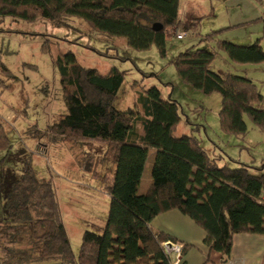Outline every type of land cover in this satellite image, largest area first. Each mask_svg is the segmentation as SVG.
<instances>
[{
	"label": "trees",
	"instance_id": "trees-1",
	"mask_svg": "<svg viewBox=\"0 0 264 264\" xmlns=\"http://www.w3.org/2000/svg\"><path fill=\"white\" fill-rule=\"evenodd\" d=\"M6 18L44 20L55 28H76L78 20L94 34L124 41L134 51L154 48L176 79L135 92L140 113L132 116L114 106L127 75L119 64L112 61L110 70L100 73L81 65L71 51L51 55L67 112L44 132L32 127L28 138L44 140L42 153L50 152L49 144L103 145L100 153L82 154L81 169L100 181L108 216L102 233L84 231L75 253L54 177H39L26 159L6 197L9 219L0 222L2 264H174L168 244L179 240L152 226L156 216L172 210L204 230L205 245L222 263L230 258L236 234L264 235V161L258 165L255 159L233 157L230 152L236 150L229 143L246 141L245 116L264 133V95L246 76L214 69L221 49L230 51L235 63L264 62L259 41L255 47H229L219 40L220 50H215L209 47L217 34L213 32L201 40L207 48L171 45L168 36L180 23V0H0V22ZM155 24L162 29L154 30ZM185 28L193 31L195 26ZM42 49L52 52L48 43ZM0 69L10 72L1 51ZM213 94L221 96L216 125L197 118L205 108L191 104ZM183 122L189 131L178 133ZM6 132L0 123V150L11 147ZM256 147L242 143L239 151ZM146 148L154 151L149 182L131 196ZM190 247L183 245L181 257Z\"/></svg>",
	"mask_w": 264,
	"mask_h": 264
},
{
	"label": "rangeland",
	"instance_id": "rangeland-1",
	"mask_svg": "<svg viewBox=\"0 0 264 264\" xmlns=\"http://www.w3.org/2000/svg\"><path fill=\"white\" fill-rule=\"evenodd\" d=\"M263 18L264 0H180V23L169 32L168 37L176 41L170 44L181 43L182 48L195 44L207 48L208 45L201 40L217 32L212 44H209L210 49L220 50L219 40L229 47L232 44L255 47L259 41L264 49ZM191 24L195 26L193 31L185 28ZM75 26L55 28L44 20L26 22L11 18L0 22V51L5 65L10 69V72L0 69V123L7 131L11 145L7 150H0V161L3 162L0 167V222L9 219L6 197L12 181L20 177L28 159L39 177H49L51 174L54 177L63 222L72 248L77 253L84 231L102 233L108 216L109 201L100 181L81 169L82 154L100 153L104 146L91 143L73 147L72 144L57 143L49 144L50 152L45 150L42 153L44 140L28 138L32 127L36 126L44 132L55 117L67 112L61 100L60 75L51 61V55L71 51L81 65L95 68L100 73H107L112 61L119 64L127 75L114 106L132 116L140 113L135 103V92L152 84H172L176 75L172 66L160 58L154 48L137 52L128 48L124 41L94 34L78 20ZM177 32L185 33L184 38L178 39ZM46 43L52 46L51 54L42 49ZM230 53L221 49L216 56L214 69L246 76L264 95V62L235 63ZM165 90L162 87V91ZM169 91H174V95L177 93L172 86ZM184 101L189 103L188 99H182V103ZM191 104L205 108L196 115L197 118L217 124L221 106L219 94L199 98ZM245 121L248 127L246 141L242 138L229 140L236 150L230 153L247 162L255 159L254 163L259 165L264 161V133L256 128L249 117L245 116ZM183 131H189L184 122L180 124L178 133ZM242 143L257 147L239 151ZM146 157L145 153L144 159ZM169 252L176 255L173 249ZM34 264L62 263L52 260Z\"/></svg>",
	"mask_w": 264,
	"mask_h": 264
},
{
	"label": "crops",
	"instance_id": "crops-1",
	"mask_svg": "<svg viewBox=\"0 0 264 264\" xmlns=\"http://www.w3.org/2000/svg\"><path fill=\"white\" fill-rule=\"evenodd\" d=\"M170 42L176 41L169 39ZM145 153L147 157L144 159ZM153 154V150L147 148L143 150L131 196L145 190L148 185ZM152 226L172 235L179 240L180 244L191 245L182 257L181 264H264V235L236 234L233 238L230 258L222 263L220 255L211 252L205 245L204 230L180 211L172 210L156 216L152 221Z\"/></svg>",
	"mask_w": 264,
	"mask_h": 264
},
{
	"label": "built area",
	"instance_id": "built-area-1",
	"mask_svg": "<svg viewBox=\"0 0 264 264\" xmlns=\"http://www.w3.org/2000/svg\"><path fill=\"white\" fill-rule=\"evenodd\" d=\"M184 36H185V33H183V34L179 33L178 34V32H177L178 39L181 40V39L184 38ZM168 245L170 247L169 250H172L173 249V253L176 254V255H173L175 257L174 264H180L181 263V259H182L181 253H182L183 244H180V243H175V244L169 243Z\"/></svg>",
	"mask_w": 264,
	"mask_h": 264
},
{
	"label": "water",
	"instance_id": "water-1",
	"mask_svg": "<svg viewBox=\"0 0 264 264\" xmlns=\"http://www.w3.org/2000/svg\"><path fill=\"white\" fill-rule=\"evenodd\" d=\"M153 29H154V30H160V29H162V26H161L160 24H155V25L153 26Z\"/></svg>",
	"mask_w": 264,
	"mask_h": 264
},
{
	"label": "clouds",
	"instance_id": "clouds-1",
	"mask_svg": "<svg viewBox=\"0 0 264 264\" xmlns=\"http://www.w3.org/2000/svg\"><path fill=\"white\" fill-rule=\"evenodd\" d=\"M181 261H182V259H181ZM181 264V263H180Z\"/></svg>",
	"mask_w": 264,
	"mask_h": 264
}]
</instances>
